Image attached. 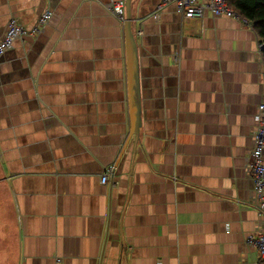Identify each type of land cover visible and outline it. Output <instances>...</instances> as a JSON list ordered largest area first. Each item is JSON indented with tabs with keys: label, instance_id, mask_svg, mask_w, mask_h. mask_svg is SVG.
<instances>
[{
	"label": "crops",
	"instance_id": "obj_1",
	"mask_svg": "<svg viewBox=\"0 0 264 264\" xmlns=\"http://www.w3.org/2000/svg\"><path fill=\"white\" fill-rule=\"evenodd\" d=\"M116 1L0 0V39L10 17L30 28L52 13L0 58V264H255L244 157L264 100L260 37L132 0L137 138ZM110 164L116 186L100 181Z\"/></svg>",
	"mask_w": 264,
	"mask_h": 264
},
{
	"label": "built area",
	"instance_id": "obj_2",
	"mask_svg": "<svg viewBox=\"0 0 264 264\" xmlns=\"http://www.w3.org/2000/svg\"><path fill=\"white\" fill-rule=\"evenodd\" d=\"M228 1L229 0H162L152 13V16L158 19L163 8L170 3H174L177 11L185 19L203 18L205 14L208 13L214 17H232L248 23L246 19L229 5ZM107 10L124 25L125 0L110 3L107 5ZM51 14L50 9L44 10L38 16L36 23L30 28L21 25L15 17H10L5 33L0 39V58L12 48L16 40L24 41L26 38L36 37L48 23ZM137 34L142 35L143 30L139 28ZM257 50L263 61L261 77L264 80V40L260 38L257 43ZM254 121L255 123L250 134L251 146L245 154L244 162L245 170L247 174L251 176L253 182L250 192V201L258 210L259 217L253 232L246 237V243L257 251L258 256L255 264H264V100L258 105ZM113 175L114 165L110 164L104 169L100 176L101 184L118 185L119 180L114 179ZM60 262V258L56 259V264Z\"/></svg>",
	"mask_w": 264,
	"mask_h": 264
},
{
	"label": "water",
	"instance_id": "obj_3",
	"mask_svg": "<svg viewBox=\"0 0 264 264\" xmlns=\"http://www.w3.org/2000/svg\"><path fill=\"white\" fill-rule=\"evenodd\" d=\"M132 0H125V21L124 30L129 55L130 71H131V87H130V106H131V131L130 136L139 137V129L141 127V115L139 104V88L137 74V41L135 33L132 30Z\"/></svg>",
	"mask_w": 264,
	"mask_h": 264
},
{
	"label": "trees",
	"instance_id": "obj_4",
	"mask_svg": "<svg viewBox=\"0 0 264 264\" xmlns=\"http://www.w3.org/2000/svg\"><path fill=\"white\" fill-rule=\"evenodd\" d=\"M228 2L264 40V0H229Z\"/></svg>",
	"mask_w": 264,
	"mask_h": 264
}]
</instances>
